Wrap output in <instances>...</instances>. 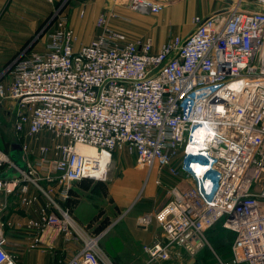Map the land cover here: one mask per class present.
<instances>
[{"label": "built area", "instance_id": "built-area-1", "mask_svg": "<svg viewBox=\"0 0 264 264\" xmlns=\"http://www.w3.org/2000/svg\"><path fill=\"white\" fill-rule=\"evenodd\" d=\"M124 1L133 13L158 15L177 0ZM231 1L194 16L188 33L158 48L116 29L113 21L127 20L114 11L100 13L94 38L78 44L69 14L53 10L41 50L16 58L7 82L0 74L24 163L0 150V195H17L23 208L38 195L46 200L37 219L0 220V264H18L6 250L5 230L15 227L28 235V250L52 249L58 237L74 241L78 248L58 264H111L103 234L85 231L62 205L73 184L106 183L121 150L149 175L157 167L180 179L166 203L140 219L161 230L142 246L148 263L167 262L177 248L196 255L220 223L232 242L227 261L215 255L218 264H264V0Z\"/></svg>", "mask_w": 264, "mask_h": 264}, {"label": "rangeland", "instance_id": "rangeland-1", "mask_svg": "<svg viewBox=\"0 0 264 264\" xmlns=\"http://www.w3.org/2000/svg\"><path fill=\"white\" fill-rule=\"evenodd\" d=\"M243 1L253 2V0ZM124 2V0L116 2L121 7L59 8H61L60 10L65 9L64 11L69 14L72 25L74 22L76 23L75 29L78 32L79 41L81 43L85 41L86 44L87 39L91 41L96 35L94 22L97 16L103 12L114 11L125 17L126 22L118 23L122 24L119 25V28L124 30L127 35L141 36L144 31L157 27L155 30L158 35L165 36L168 31V38L188 33L193 28L191 20L194 16H206L226 6L222 0H182L175 4V7H167L160 15L149 17L131 12L127 7H124ZM52 8L56 10L58 7ZM81 9L85 10L83 17H79ZM48 19L50 17L43 22L38 30L43 38L52 28V19ZM13 61L6 65L10 64L9 67H5L3 73H0L4 74L3 78H9L8 72ZM14 121L12 102L0 99V150H8L12 143L22 145L21 137L14 131ZM9 157L17 166L23 167L20 151H10ZM8 176H13L12 170L8 172ZM157 179H160L159 185L154 183ZM178 181L180 179L169 176L165 171L159 172L157 167H154L149 175L147 170L135 165L132 156L126 150H121L113 154V165L106 183L82 181L72 185L68 208L78 226L87 232L105 235L99 244L111 264H128L127 249L134 252L133 254L138 257L136 261H141V264H218L215 255L221 260L227 261L225 259L230 256L229 246L232 242V235L224 231L220 227V223L207 231V245L194 256L177 248L172 250L167 262L148 263V258L141 246H129V237L124 229V219L135 215L136 223L140 226L142 217L154 214L166 203L167 190ZM120 183L124 185L127 192L123 199L118 200L114 195V188ZM0 218L2 219V217ZM5 235H7L6 230ZM8 236L12 243V237ZM33 255L37 256L35 252L25 255L22 258L23 263L26 264ZM134 264L137 263L134 262Z\"/></svg>", "mask_w": 264, "mask_h": 264}, {"label": "crops", "instance_id": "crops-1", "mask_svg": "<svg viewBox=\"0 0 264 264\" xmlns=\"http://www.w3.org/2000/svg\"><path fill=\"white\" fill-rule=\"evenodd\" d=\"M113 1L114 0H68L66 2L56 1L54 4H49L46 0H0V73H3L5 67H9L10 64L8 66L6 65L10 61L15 60L23 54L35 52L42 48L43 43L46 41L45 37L51 30L46 33L44 38L42 34H39L38 30L47 18L50 17L48 20H51L54 10L52 7H121L118 3L115 1L114 3ZM181 1L182 0H177L168 7H175V4ZM165 9L162 12H164ZM162 12H160L158 15H160ZM158 15L147 16L150 17ZM73 18H75L74 15ZM70 24L74 30V33L78 37V32L75 29L76 23L74 22L75 26L72 25L71 17ZM112 24L116 29L118 28L120 31L126 33L124 30L119 28V25L122 24L118 23V21H113ZM156 28L157 27L144 31V34L141 36H134L132 34H128L127 36L130 39L151 38L154 47L158 48L167 40L168 31L166 32L167 34L165 33V36H160L156 32ZM89 41L90 40L87 39L86 44H88ZM84 42L82 41L81 43L78 37V44L85 45ZM3 81L7 82L8 79L3 78ZM38 144L39 143H35L32 145L33 153H36ZM9 154L10 147L8 149V155ZM32 157L33 156H31V158ZM29 194L38 195V193H36L32 187L29 188ZM3 203H5L6 207L5 209H2L0 206V217H2L0 220H10L14 223L21 224L27 219H37L38 210L45 205L46 200L42 195H38V200L34 205L23 208L19 206L17 195L6 198L0 195V205ZM68 204L69 200L65 205L62 206H68ZM72 218L75 221L73 216ZM124 220V229L126 235L129 237V246L135 245L141 246L142 248L143 245H148L154 240L162 238L160 227L155 222H153L148 227H141L137 225L135 215L126 217ZM6 231V250L18 255V264H24L22 258L32 252H35L37 256L33 255L26 264H58L64 258L70 257L78 248L74 241H65L64 238L58 237L53 243L52 249H47L43 246L35 250H28L27 246L29 243V237L23 230H19L17 227H15L14 229H6ZM8 235L12 237V243ZM104 237L105 235H103L102 238ZM126 252L129 254L128 264H134V262L137 264L142 263L141 261H136L138 257L133 254V251L127 249ZM228 259L229 258L227 257L225 260Z\"/></svg>", "mask_w": 264, "mask_h": 264}, {"label": "bare ground", "instance_id": "bare-ground-1", "mask_svg": "<svg viewBox=\"0 0 264 264\" xmlns=\"http://www.w3.org/2000/svg\"><path fill=\"white\" fill-rule=\"evenodd\" d=\"M78 150L82 153H86V154H95V150L93 148L90 147H86V146H79ZM105 161V157L101 159V164L103 165ZM196 165L200 166L199 163H196ZM102 168L104 169V167L102 166ZM126 190L124 185H122L121 183L119 185H117L114 188V195L118 200H121L124 198V196L126 195Z\"/></svg>", "mask_w": 264, "mask_h": 264}, {"label": "water", "instance_id": "water-1", "mask_svg": "<svg viewBox=\"0 0 264 264\" xmlns=\"http://www.w3.org/2000/svg\"><path fill=\"white\" fill-rule=\"evenodd\" d=\"M225 4L231 5L232 1L231 0H223ZM10 151H21V147L18 144H11L10 145Z\"/></svg>", "mask_w": 264, "mask_h": 264}, {"label": "trees", "instance_id": "trees-1", "mask_svg": "<svg viewBox=\"0 0 264 264\" xmlns=\"http://www.w3.org/2000/svg\"><path fill=\"white\" fill-rule=\"evenodd\" d=\"M4 152L8 154V150H5Z\"/></svg>", "mask_w": 264, "mask_h": 264}]
</instances>
